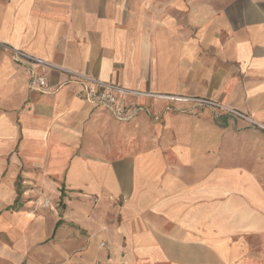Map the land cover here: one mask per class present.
<instances>
[{"label":"crops","instance_id":"obj_1","mask_svg":"<svg viewBox=\"0 0 264 264\" xmlns=\"http://www.w3.org/2000/svg\"><path fill=\"white\" fill-rule=\"evenodd\" d=\"M17 52L156 96L127 97L144 109L121 122ZM199 67L229 104L260 89L264 111V0H0V210L16 204L0 228L22 231L0 264H264L260 180L207 152L211 127L161 108ZM20 172L63 208L23 206Z\"/></svg>","mask_w":264,"mask_h":264},{"label":"rangeland","instance_id":"obj_2","mask_svg":"<svg viewBox=\"0 0 264 264\" xmlns=\"http://www.w3.org/2000/svg\"><path fill=\"white\" fill-rule=\"evenodd\" d=\"M186 71L187 76L192 73L191 76L186 78V73L183 72L180 81L182 83L184 81L187 82V85L180 86V89L178 88L176 91H165L166 95H158L164 96L167 101V104L162 105L163 107L161 108H167L168 111L174 113L192 115L196 117L197 122H200L201 125L211 127L213 132L208 135L209 137L212 136V141L218 148L207 152L223 159L224 165L226 164L225 166L237 167L239 163V168H243L254 174L260 180V184L264 190V116H259L264 111L260 110L259 107L254 108V102L250 101L253 97L259 98L261 97L260 95H263L260 94V89L253 85H247L246 87L250 91V94L242 95L241 97H245L243 100L234 101V104H229L226 101L224 102V92H222L220 87L216 88L206 83L207 70L205 68L199 67L196 71ZM155 96L153 95V97ZM231 97H238V95L235 93ZM128 102H131L136 108V113L132 118L137 115V112L144 109V107L133 101ZM238 105L244 108L240 110L233 108ZM258 105H260V102H258ZM224 115L229 117L225 127H223L224 119L222 117ZM158 122H160V119ZM222 145L223 148H221ZM224 147L228 149L224 150ZM131 152L135 153L136 150H132ZM165 152L167 155L169 151ZM202 152L199 151L197 154ZM167 163L171 164L172 162ZM217 164L222 163L219 162ZM24 178V174L20 172V176L11 183L14 186L15 196L20 193L19 202L23 206L33 205L35 208L43 210L63 208V205L59 202L54 203L55 200L52 198H43L40 195V191H34L41 188L38 182L25 181ZM92 200L94 202L97 201L96 198H92ZM115 202L122 205L124 204V199L121 198ZM15 208L16 204L6 206L0 210V217L13 214L12 211ZM21 232L13 230L10 226L1 227L0 241L4 242L6 246H10L12 238L21 236Z\"/></svg>","mask_w":264,"mask_h":264},{"label":"built area","instance_id":"obj_3","mask_svg":"<svg viewBox=\"0 0 264 264\" xmlns=\"http://www.w3.org/2000/svg\"><path fill=\"white\" fill-rule=\"evenodd\" d=\"M15 57L17 61L24 64L49 67L66 75L69 81L79 85V91L77 92L79 99H82L90 105L109 110L113 117L121 122L131 119L136 113V108L131 102L126 100L127 97H153V95L128 90L120 85L94 79L78 71L58 67L40 59H31L20 52H17ZM29 86L32 90L41 93L48 90V83L45 76L37 74L34 71H31Z\"/></svg>","mask_w":264,"mask_h":264}]
</instances>
